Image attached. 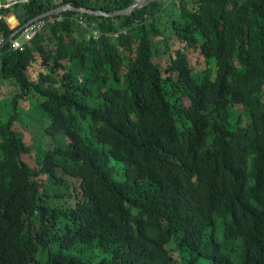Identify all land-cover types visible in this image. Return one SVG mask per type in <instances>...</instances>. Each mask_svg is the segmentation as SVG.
Wrapping results in <instances>:
<instances>
[{
	"label": "trees",
	"instance_id": "1",
	"mask_svg": "<svg viewBox=\"0 0 264 264\" xmlns=\"http://www.w3.org/2000/svg\"><path fill=\"white\" fill-rule=\"evenodd\" d=\"M134 2L30 0L0 31ZM58 16L0 51V264H264V0Z\"/></svg>",
	"mask_w": 264,
	"mask_h": 264
},
{
	"label": "built area",
	"instance_id": "2",
	"mask_svg": "<svg viewBox=\"0 0 264 264\" xmlns=\"http://www.w3.org/2000/svg\"><path fill=\"white\" fill-rule=\"evenodd\" d=\"M30 0H0V21L3 20L5 12L11 10L12 8L16 7L17 5H23L29 3ZM62 17L58 16L54 20H47V18L39 20L30 24L28 27L24 28L20 33V36L16 38L14 36L12 40L9 42L12 49L23 52L26 47H28L34 39L42 33V31L50 24H54L55 22H61ZM79 25L82 27H86V24L82 19L79 21ZM94 38H98V33H93ZM6 37L2 31H0V45L5 43Z\"/></svg>",
	"mask_w": 264,
	"mask_h": 264
},
{
	"label": "rangeland",
	"instance_id": "3",
	"mask_svg": "<svg viewBox=\"0 0 264 264\" xmlns=\"http://www.w3.org/2000/svg\"><path fill=\"white\" fill-rule=\"evenodd\" d=\"M158 1V0H157ZM167 17H164V19H162L159 23V28L161 31L166 32V28L168 27L167 24ZM5 88V87H4ZM4 88H2L0 86V107L2 109V111L4 112L3 114L6 115L9 109L8 108H3V104H5L4 99L5 97H3V94H5ZM12 96V94H11ZM22 103V107L23 112H22V118L24 119V123L23 125H21V130L25 133V136L27 137V140L30 143H33L34 146L36 147V150L39 151L41 150L42 146V142L40 139V130L42 129L43 125L45 124L44 122L40 123L39 117L38 115L35 113H33L32 109H30V104L29 102H25V101H21ZM11 109V108H10ZM32 111V112H31ZM84 133L86 132L87 134V130H86V126L84 125ZM56 146H62L61 144V140H59V138H55L54 140ZM44 149V148H43ZM121 167H125V164H120ZM113 177L117 180H121L123 178V175L120 173H113Z\"/></svg>",
	"mask_w": 264,
	"mask_h": 264
},
{
	"label": "water",
	"instance_id": "4",
	"mask_svg": "<svg viewBox=\"0 0 264 264\" xmlns=\"http://www.w3.org/2000/svg\"><path fill=\"white\" fill-rule=\"evenodd\" d=\"M157 0H135V2L133 3L132 6H130L129 8L123 10V11H119V12H115L112 14H106L100 11H90L88 9L85 8H81V9H76V8H72L71 6H64L61 7L57 10H54L52 12H49L47 14H44L38 18H36L35 20L29 22L28 24L26 23L25 25H23L22 27H20L13 35H11L6 41L5 43H3L2 45H0V51L3 49L4 46H6L7 44H9V42L12 40V38L14 36H16L19 32H21L24 28L28 27L30 24L37 22L39 20L48 18L50 16H58L61 15L63 13L66 12H74L77 13L79 15H89V16H96V17H110V18H115V17H129L131 15H133L134 13L140 11L141 9H143L144 7L148 6L151 2H155Z\"/></svg>",
	"mask_w": 264,
	"mask_h": 264
},
{
	"label": "bare ground",
	"instance_id": "5",
	"mask_svg": "<svg viewBox=\"0 0 264 264\" xmlns=\"http://www.w3.org/2000/svg\"><path fill=\"white\" fill-rule=\"evenodd\" d=\"M72 13V12H71Z\"/></svg>",
	"mask_w": 264,
	"mask_h": 264
}]
</instances>
